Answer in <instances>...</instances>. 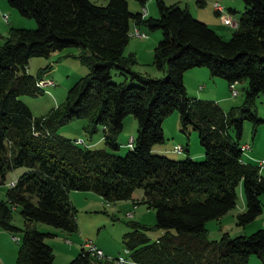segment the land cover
I'll list each match as a JSON object with an SVG mask.
<instances>
[{
    "label": "trees",
    "instance_id": "obj_1",
    "mask_svg": "<svg viewBox=\"0 0 264 264\" xmlns=\"http://www.w3.org/2000/svg\"><path fill=\"white\" fill-rule=\"evenodd\" d=\"M106 1L102 5L91 0H8L21 15L37 22L34 29L12 28L0 45V185L9 170L29 168L10 185L6 199H0V226L23 232L16 264H56L54 249L45 240L48 233L34 223L78 231L72 190L92 191L114 202L131 199L138 188L145 192L143 202L156 210L155 227L164 232L152 241L134 222L136 229L123 240L133 262L248 264L256 255L264 264V228L234 238L225 233L220 241L209 239L206 228L209 220L236 206L240 183L246 211L238 214V224L264 212V176L260 165L243 161L241 148L244 121L251 120L254 128L264 124L254 112L256 99L264 92V0H242L245 10L228 40L178 2L156 0L159 16L145 17L144 12H132L128 0ZM136 1L145 7L148 0ZM133 24L162 31L153 64L165 76L133 69L136 55L124 52ZM71 46L80 49L88 74L69 90L62 105L34 116L19 97L41 95L46 87L37 82L43 71L38 76L28 73L30 59ZM196 67H207L212 77L230 85L247 82L243 106L225 111L213 100L190 97L184 75ZM113 72L125 80L113 82ZM174 111L184 130L198 131L204 160L189 155L174 160L153 153V146L164 142L163 124ZM130 115L139 128L125 156L58 135L73 119L83 118L90 136L102 128L105 144L118 149V136ZM16 209L24 218L23 230L13 224ZM67 264L115 263L81 248Z\"/></svg>",
    "mask_w": 264,
    "mask_h": 264
},
{
    "label": "rangeland",
    "instance_id": "obj_2",
    "mask_svg": "<svg viewBox=\"0 0 264 264\" xmlns=\"http://www.w3.org/2000/svg\"><path fill=\"white\" fill-rule=\"evenodd\" d=\"M91 1L96 4H107L106 0ZM128 1L129 8L132 12H144V8L141 6V4H139V2L136 0ZM236 1L239 2L235 8V10H237L235 15L238 16L245 10L246 6L242 0ZM165 2L167 4L178 2L181 7H185L186 5L190 4L192 5L193 14L195 12L193 5L197 3L196 0H165ZM145 9L146 13L148 10H151L152 14H154L152 16H159L156 0H148L145 5ZM21 21L30 23L31 26H33L31 29L37 27L35 18L21 15L15 7L9 4L8 0H0V45L3 44L4 38L9 35L12 28H15V26L17 27L18 25H24L21 23ZM143 29L147 31L149 35L150 33L153 35V32H160L163 38V33L159 29L150 31L144 26ZM135 31L136 29L134 27L131 31L129 43L125 47L124 51L126 55L131 53L136 55L137 63L133 66V69L139 73L149 75L151 77L160 78L165 76L166 72L163 73V70L158 69L153 64V49L152 51L150 49L147 50L145 40L141 39L138 41L135 37ZM229 38L230 37L224 39L228 40ZM79 54L80 49L78 47L71 46L61 51L53 52L48 57H33L30 59L27 66L28 73L38 76L39 73L43 71L41 79H39L37 82L39 83V87H42L43 85L46 87L43 89L45 90V93L41 95H22L19 97L30 107L34 116L45 115L49 113L51 109L62 105L67 98L69 90L82 77L88 74L89 67L81 61ZM200 69H204L208 72L207 77H209V79L215 80H211L210 82L208 78H206L200 72H197L201 71ZM44 80L52 82L53 85L48 86ZM124 80L125 77L123 75L113 72V82L120 83ZM184 80L186 81L185 85L187 88V93L190 97L196 93L202 94L201 98L196 97L202 100H211L213 96L221 98L227 97V103H222L224 105V107H222L226 109H224L225 111H229L232 108L239 109L245 102L247 82L237 83V89L239 93L237 95H233L229 82H225L226 80L223 78H212L207 67L194 68L186 71ZM208 92L211 93L212 96L208 95ZM254 112L258 117L264 118V92L256 99ZM86 123L87 121L83 118H75L67 125L63 126L58 131V135L72 140L82 139L83 143H76L81 144L83 147L103 148L117 156H125L130 150H132L128 144L131 138L136 137L139 128L138 121L133 115L128 116L124 122L123 130L118 136V149H111L105 144L103 138L104 132L102 128H100L99 131L94 135L90 136L89 133H87L84 129ZM163 127L165 132V140L163 143L154 145L155 154L160 153L158 149L164 148L169 150V152H167L169 155L166 156L174 160H183L188 155L196 161L204 160L205 150L200 143L198 131L194 130L193 128L184 130L180 122L178 111H174L173 114L165 119ZM230 135L235 138V132L232 129L230 130ZM245 145L248 146V148L246 151L243 150L244 162L247 164L260 165L261 159L258 160V162L255 161V154L259 150L264 155V124H259L254 128V124L251 120L246 119L244 121L241 148ZM179 147L183 148L181 150L182 152L175 151V148L177 149ZM202 152L204 153L203 158L199 156V154ZM28 170V167L21 166L7 172L5 183L0 185V199H6V192L13 180L18 179ZM262 171H264V168H261V173ZM93 195L98 197L99 200L93 199L91 206L86 205L91 201V198H86L83 194L79 199H76V205L74 206L78 210L77 220L79 224V229L76 232L69 233L43 222L34 223L38 230L48 233L45 240L48 244L50 242L52 247L55 246L54 243H60L61 245H65L67 247H78V251L75 253L72 259L69 261H60L62 263H59L55 259L56 264H67L72 261L81 250V247L79 246V239L83 240L86 234H91L92 239L94 238L95 240L99 237L102 243H105L112 248L115 247V250L118 253L121 252V255L119 256H124L127 260V263L128 255L124 250L123 240L126 233L132 232L136 229L133 224L134 222H138L142 225L138 228L145 231L152 241H156L158 237L163 234V229L155 227L157 221L156 210L150 208L146 203L143 202L145 197V192L143 189L138 188L134 192L131 199L114 202L106 201L98 194H94V192ZM261 200H263L264 203V197H261ZM245 211V194L243 185L240 183L237 187L236 206L222 217L209 220L206 223L208 238L211 240L220 241L225 233L229 234L231 238H234L240 235H250L256 232L258 229L264 228V212L257 216V218H255L253 221L248 222L245 225L238 224V214H241ZM13 224L19 229H25V221L20 214V209H16L14 212ZM81 230L85 232V234L83 233L84 235L82 234ZM22 235V231L9 232L2 229L0 226V256L5 257V260L9 264H16V258L21 241H16L14 238H17L18 236L22 238ZM53 248L56 250V247ZM83 248L92 256H94L93 252L87 250L84 245ZM106 256L112 257L108 255ZM248 264L263 263L256 255H252L249 258Z\"/></svg>",
    "mask_w": 264,
    "mask_h": 264
},
{
    "label": "crops",
    "instance_id": "obj_3",
    "mask_svg": "<svg viewBox=\"0 0 264 264\" xmlns=\"http://www.w3.org/2000/svg\"><path fill=\"white\" fill-rule=\"evenodd\" d=\"M129 2V1H128ZM196 4L195 5H193L194 6V8H195V12H194V14L192 13V5H190V4H188V5H186V6H188V8H189V10H190V12L193 14V16L194 17H196V18H198V19H200V20H202V21H204V22H206L211 28H213L221 37H223V38H226L227 39V37H231V35H232V33H233V31L236 29V28H233V27H230V26H228V25H225L224 23H223V21H222V18H221V16H220V12L218 11V9H217V6H216V3L218 4V5H220L222 8H223V10H224V13L226 14H229L230 16H232L234 19H236V20H238L239 19V17H240V15H235L236 13H237V10H235V8H236V5L237 4H239V2L238 1H236V0H202V4L200 5V3H199V0H196ZM142 6V5H141ZM143 7V6H142ZM144 8V10H146L145 9V7H143ZM139 12V11H138ZM141 12V11H140ZM152 15H154V14H152V11L151 10H148L147 11V13H146V15H145V17H149V16H152ZM153 17H157V16H153ZM21 23H23L24 25H18L17 26V28L18 27H26V28H33V26H31V24L30 23H26V22H23V21H21ZM138 27L139 29H141L142 31H144L146 34H147V36H146V38H139V37H136V39L138 40V41H140L141 39H143V40H145V45H146V49L148 50V49H150L151 51H152V49H153V51H154V48H155V46L158 44V42L162 39V34L160 33V32H153V35H151V33H150V35L148 34V32L147 31H145L144 29H143V25H141V26H137V25H134L133 24V28L134 27ZM16 27V26H15ZM145 27V26H144ZM132 28V29H133ZM153 38V39H152ZM196 68H204V67H196ZM194 69V68H193ZM201 71H197V72H200L202 75H204L206 78H208V80L211 82V80H215V79H209V77H207L208 76V72L207 71H205L204 69H200ZM163 73H164V71H163ZM210 73V72H209ZM207 74V75H206ZM212 78H220V77H212ZM225 80V79H224ZM225 82H228V81H225ZM185 84H186V81H185ZM208 95H210V96H212V94L211 93H209L208 92ZM192 97H198V98H201L202 97V94L200 93V94H193V96ZM211 100H213V101H215V102H217L221 107L223 106L224 107V105L222 104L223 102L224 103H227V97H215V96H213L212 98H211ZM222 107V108H223ZM223 109H225V108H223ZM226 110V109H225ZM155 149H154V146H153V152L155 153V151H154ZM159 151H160V153L159 154H164V155H169L167 152H169V150H167V149H164V148H160V149H158ZM172 151H174V150H172ZM199 156H201L202 158H203V156H204V153L202 152L201 154H199ZM261 159V160H260ZM264 159V155H263V153H261L259 150H258V152L255 154V161H257L258 162V160H260V161H262ZM244 161V160H243ZM262 175L264 176V171H262ZM17 180V179H16ZM16 180H13V181H16ZM82 194L86 197V198H91V201L90 202H88V204H86L87 206H91L92 205V201H93V199H95V200H99V198L98 197H95L94 195H93V192L92 191H77V190H72L71 192H70V198H71V201L73 202V204L74 205H76V199H79L81 196H82ZM95 194V193H94ZM3 229V228H2ZM81 232H82V234L84 233L85 234V232H83L82 230H81ZM83 234V235H84ZM52 235V234H51ZM82 236V235H81ZM16 237V236H15ZM19 237V240H21V237L20 236H18ZM17 237V238H18ZM90 238L91 237V239H92V235L91 234H86L85 236H84V239H86V238ZM84 239L83 240H80L79 239V246L81 247V248H83V241H84ZM93 240L96 242V244L101 248V249H103V251L105 252V254L106 255H108V256H112V257H116V256H119V255H121L120 253L121 252H117L116 250H115V247L114 248H112V247H109L107 244H105V243H102L101 241H100V239H99V237H98V239H94L93 238ZM78 241V240H77ZM49 244H50V242H49ZM55 244V246H53V247H56V250L54 249V252H55V255H56V257H55V259L59 262V263H62V262H60V261H69L70 259H72L73 258V256L75 255V253H77V251H78V247L77 246H72V247H67V246H65V245H61L60 243H54ZM76 244V243H75ZM51 246H52V244H50ZM58 257H60V258H58ZM127 258H128V263H126V264H137V263H135V262H133L128 256H127ZM0 264H9L6 260H5V257H1L0 256Z\"/></svg>",
    "mask_w": 264,
    "mask_h": 264
},
{
    "label": "built area",
    "instance_id": "obj_4",
    "mask_svg": "<svg viewBox=\"0 0 264 264\" xmlns=\"http://www.w3.org/2000/svg\"><path fill=\"white\" fill-rule=\"evenodd\" d=\"M216 6H217V9L218 11L220 12V16L222 18V21L225 25H228L230 27H233V28H237L238 27V20L234 19L232 16H230L229 14H225L224 13V10L223 8L218 5L216 3ZM135 29H136V36L135 37H146V33L144 31H142L141 29H139L138 27L135 26ZM48 84V86H51L53 85L52 82H48V81H45ZM231 90H232V94L233 95H237L239 93L238 89H237V83H232L231 84ZM78 140H81V139H78ZM134 143V138H131L130 142L128 145H131ZM182 148L179 147V148H175V151L177 152H182L181 151ZM261 168H264V159L262 161H260V169ZM15 184V181H13L11 183V185H14ZM16 241H19V238H14ZM84 247L87 249V250H90L93 252V255L96 256L97 258H102V259H106L109 260V261H112L113 263L115 264H126L127 263V260L125 259L124 256H119V257H107L104 253V251L102 249H100L98 247V245L93 241V239H89V238H86L84 243H83Z\"/></svg>",
    "mask_w": 264,
    "mask_h": 264
},
{
    "label": "bare ground",
    "instance_id": "obj_5",
    "mask_svg": "<svg viewBox=\"0 0 264 264\" xmlns=\"http://www.w3.org/2000/svg\"><path fill=\"white\" fill-rule=\"evenodd\" d=\"M145 13H146V10H144V14H145ZM135 33H136V31H135ZM43 86H44V85H43ZM46 86H47V85H46ZM80 141H81V140H80ZM78 142H79V141H78ZM81 142H82V141H81ZM247 148H248V146L245 145V146L242 147V150L246 151Z\"/></svg>",
    "mask_w": 264,
    "mask_h": 264
}]
</instances>
